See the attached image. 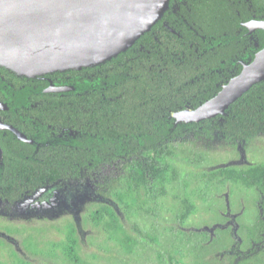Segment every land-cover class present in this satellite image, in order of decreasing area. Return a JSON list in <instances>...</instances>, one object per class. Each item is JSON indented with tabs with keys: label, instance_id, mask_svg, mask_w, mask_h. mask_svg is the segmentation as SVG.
Listing matches in <instances>:
<instances>
[{
	"label": "trees",
	"instance_id": "obj_1",
	"mask_svg": "<svg viewBox=\"0 0 264 264\" xmlns=\"http://www.w3.org/2000/svg\"><path fill=\"white\" fill-rule=\"evenodd\" d=\"M167 4L150 31L102 63L31 78L0 67V94L5 89L26 92V84L39 83L44 77L67 78L74 90L59 100L61 105L55 102L53 113L44 120L77 130L71 141L82 144L73 148L56 145L57 155L47 159L51 149L29 156L22 150L28 145L9 133L0 135V197L16 200L56 178L105 173L103 195L118 211L98 206L92 220L97 224L107 217L102 227L108 238L129 250L133 241L121 228V209L125 205L132 212L136 198L141 192L149 194L151 188L165 193L178 171L179 165L170 162L177 154L176 144L188 142V136L206 144L225 137L234 147L264 136V80L231 104L224 115L199 122L172 116L187 108L197 109L221 91L223 86L216 84L224 69L234 65L231 54L238 51L247 31L243 23L264 21V0H168ZM256 33L257 48L248 55L237 54L242 66L235 76L264 49V30ZM205 178L241 182L257 190L259 210L250 215L253 220L246 228L253 245L235 255V264H264V165L238 172L213 168ZM182 206V216L194 210L187 197ZM66 240L67 259L83 264L75 252L72 230Z\"/></svg>",
	"mask_w": 264,
	"mask_h": 264
},
{
	"label": "flooded vegetation",
	"instance_id": "obj_2",
	"mask_svg": "<svg viewBox=\"0 0 264 264\" xmlns=\"http://www.w3.org/2000/svg\"><path fill=\"white\" fill-rule=\"evenodd\" d=\"M174 8L178 7L174 5ZM251 22L262 21L243 23L247 31L239 41L238 51H234L231 54L234 65L224 69L221 79L216 84L217 87L220 85L221 87L224 86L232 78L236 77V70L242 66V62L240 64V60L236 58L237 54L248 55L254 47L257 48L259 37L256 32L258 28H251L249 26ZM163 25L172 34H176L167 24L163 23ZM68 83L67 78L44 77L39 83L26 84V92L12 93L9 91L10 89H5L4 93L0 94V123L1 125L10 126L15 129L25 140H21L12 130L6 127H0V135L4 137L6 133H9L19 142L28 145L27 147L30 148L22 150L29 156L37 153H47L51 149L52 152L48 154L47 159H51L57 155L55 152L56 145L68 148L82 145L77 144L76 141H71V139L76 138L78 134L77 130L72 127L47 124L44 120L50 117L47 114L53 113L52 108L54 103L57 102L61 105V101L59 100L63 99L66 93L74 90L73 86ZM61 88L63 90L59 91ZM19 89H23V86H20ZM182 111L184 110L179 112ZM179 112L174 113L172 116H175ZM188 139L189 141L186 143L176 144L178 151L175 157L171 158L170 162L175 166L179 165L178 171L175 177L171 176V180L164 189L165 193L159 191L157 188H151L149 194L144 195L141 192L139 198H136L132 212L125 205L121 209V228L133 241L131 249L127 250L120 244L121 249H123V252L132 253L136 247L152 248L155 251L154 260L156 262L159 261L160 264H163L162 261H165L167 264H187L191 260H195L196 264H235V255L244 252L249 245H253L248 239V232L246 230L247 226L251 225L249 224L251 223L250 217H245L244 214L246 213L245 204L247 201L251 203L250 215L258 212L257 190L241 182L222 181V178L209 181L205 178L207 172L191 173L187 170L208 162L209 159L205 155L211 152L213 148L224 152L233 151L234 157L228 160L229 162H233L239 157L241 150V154L248 153V149L246 148L249 145L238 143L234 147L229 146L225 137L216 138L210 144L197 140L194 136H188ZM11 146L12 144L9 145V147ZM207 146H210L209 149H207ZM14 152L16 153V151ZM245 159L248 160L250 158L247 159L246 157ZM88 160L90 161L91 157H88ZM88 164L91 165V162ZM182 164H184L183 167L181 166ZM262 165L251 163L250 165L237 164L235 166L220 168H231L234 172H238ZM104 174L91 171L90 173H80V176L77 177L56 178L54 182L47 183L40 189L25 192L16 200L0 197V203L11 207L25 201L37 192L50 188H54L55 192L67 196L76 191L75 189L78 186L88 184L92 192L79 204L77 216H72L68 212L64 213V216H69V218H64L66 220L63 221V229L66 238L68 231H73V237L77 244L78 235L80 236V240L85 239L87 235L85 228L88 226L94 235L89 236L87 240L89 238L92 240L94 236L99 235V233H95V228H101L104 220L107 218L105 217L100 223H94L92 214L95 209L98 206L106 205L118 211L116 206L103 195ZM121 188L125 189L124 184ZM232 193L237 198L235 202L239 203V211L230 212L234 214L231 215L233 217L232 220H235L237 216L243 223L240 226L237 224L236 230L228 227L222 228V225H226L222 221L228 212L227 209H225L226 211L224 209V211H221L224 205L219 208V200H222L226 207H232L230 200ZM185 197L192 201L194 210L188 215L182 216V203ZM212 200L215 201L212 202ZM252 208L253 210H251ZM206 211H210L206 216L210 217L212 219L210 222L214 223L211 226L214 227L212 235L206 231L185 232L181 230V227L185 225L197 223ZM218 216H221L220 220H218ZM262 219L264 221V217ZM21 220L30 225L31 223H35L33 221L50 219L39 216L22 218ZM3 223L5 224L1 226L3 234L9 235L14 232H21L25 234L24 237H27L24 226L19 231L12 224L9 225L10 222L8 220H4ZM262 236L264 240V233Z\"/></svg>",
	"mask_w": 264,
	"mask_h": 264
},
{
	"label": "water",
	"instance_id": "obj_3",
	"mask_svg": "<svg viewBox=\"0 0 264 264\" xmlns=\"http://www.w3.org/2000/svg\"><path fill=\"white\" fill-rule=\"evenodd\" d=\"M168 0H0V67L19 77L80 70L116 56L133 44L168 7ZM264 30V21L251 22ZM264 80V49L221 91L176 117L203 121L224 115ZM63 88L59 89L62 91ZM17 137L25 140L12 127Z\"/></svg>",
	"mask_w": 264,
	"mask_h": 264
},
{
	"label": "rangeland",
	"instance_id": "obj_4",
	"mask_svg": "<svg viewBox=\"0 0 264 264\" xmlns=\"http://www.w3.org/2000/svg\"><path fill=\"white\" fill-rule=\"evenodd\" d=\"M248 145L249 147L246 148L248 149V153L241 154V150L239 157L233 162L228 161L234 157L235 154L233 151L224 152L213 148L211 152L205 155L209 159L208 162L202 163V165L197 167H191L187 171L191 173H202L209 172L213 168L230 167L237 164H264V136L250 141ZM246 157L250 159L246 160ZM183 165L181 166L183 167ZM75 190L70 195L64 196L61 193L55 192L54 188H50L37 192L25 201L11 207L0 203V264H75L67 259L65 255L64 247L68 246V242L64 234L63 221L66 220L64 218H69V216H64V213L68 212L72 216H77L79 204L92 192L88 184L80 185ZM230 200L232 207H226L225 203L219 200V208L224 205L221 211L227 209L228 212L222 221L226 225H222V228L228 227L236 230L237 224L240 226L243 223L237 216L235 220H232L233 217L231 215L234 214L230 212H238L239 203L235 202L237 198L234 193L230 196ZM214 201L212 200V202ZM216 207L218 208V206ZM250 207L251 203L247 201L245 204V217H250ZM209 212L206 211L198 222L197 218V223L185 225L181 227V230L185 232L206 231L212 235L214 227L211 226L214 223L210 222L212 219L206 216ZM39 216L50 220L33 221L35 223H31L30 225L21 220L22 218ZM220 218L221 216H218V220ZM251 219L253 220V218ZM4 220H8L10 222L9 225L12 224L19 231L24 226L27 237H24L25 234L21 232H14L9 235L3 234L1 232V226L5 225L4 223L2 224ZM75 220L77 219L75 218ZM99 228L96 229L98 230ZM100 229L104 230V233L101 231L97 232L99 235L94 236L92 240L90 238L87 240L89 236L94 235L88 226L85 228L87 232L85 239L80 240V236H77L78 245L75 247V252L83 264H160L159 261L156 262L154 260V249L149 247H136L132 253L127 251L123 252L121 245L110 240L103 227ZM162 263L165 264L166 262L162 261ZM187 264H196V261L191 260Z\"/></svg>",
	"mask_w": 264,
	"mask_h": 264
}]
</instances>
